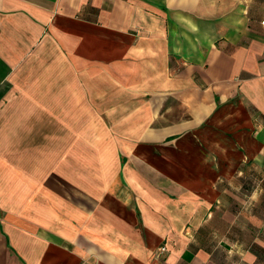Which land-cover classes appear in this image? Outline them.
Returning <instances> with one entry per match:
<instances>
[{
    "label": "crops",
    "instance_id": "crops-1",
    "mask_svg": "<svg viewBox=\"0 0 264 264\" xmlns=\"http://www.w3.org/2000/svg\"><path fill=\"white\" fill-rule=\"evenodd\" d=\"M0 264H264V0H0Z\"/></svg>",
    "mask_w": 264,
    "mask_h": 264
},
{
    "label": "rangeland",
    "instance_id": "rangeland-1",
    "mask_svg": "<svg viewBox=\"0 0 264 264\" xmlns=\"http://www.w3.org/2000/svg\"><path fill=\"white\" fill-rule=\"evenodd\" d=\"M123 232V231H122ZM138 233H139V231H138ZM142 237H144V233H142ZM143 246H141V247H138V248H142Z\"/></svg>",
    "mask_w": 264,
    "mask_h": 264
}]
</instances>
